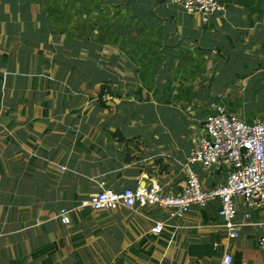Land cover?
<instances>
[{"label": "crops", "instance_id": "1", "mask_svg": "<svg viewBox=\"0 0 264 264\" xmlns=\"http://www.w3.org/2000/svg\"><path fill=\"white\" fill-rule=\"evenodd\" d=\"M218 1L206 24L176 0H0V264H264V209L239 204L238 239L217 204L79 210L101 181L181 192L211 104L264 116V0ZM193 169L205 188L227 177Z\"/></svg>", "mask_w": 264, "mask_h": 264}, {"label": "built area", "instance_id": "2", "mask_svg": "<svg viewBox=\"0 0 264 264\" xmlns=\"http://www.w3.org/2000/svg\"><path fill=\"white\" fill-rule=\"evenodd\" d=\"M176 2L188 15L198 16L206 24L213 15L223 10L218 0ZM104 98L112 99L108 94ZM210 106L212 113L205 120V136L196 141L185 160L182 172L186 182L181 192L167 194L157 181L136 189L116 191L101 181L98 190L81 202L79 210L89 208L98 213L121 208L155 207L164 211L169 220H182L193 207L203 209L217 204V214L227 236L238 239L240 225L236 217L239 204L242 203L247 210L246 219L251 217L250 212L264 209V116L248 123L222 105ZM196 164L205 170L212 165L225 169V182L214 188H205L193 169ZM59 218L64 226L72 222L71 213L66 208L60 209ZM166 225L167 222L157 221L150 233L160 235ZM258 246L264 251V235L259 238ZM222 261L231 264L232 256L226 253Z\"/></svg>", "mask_w": 264, "mask_h": 264}, {"label": "rangeland", "instance_id": "3", "mask_svg": "<svg viewBox=\"0 0 264 264\" xmlns=\"http://www.w3.org/2000/svg\"><path fill=\"white\" fill-rule=\"evenodd\" d=\"M105 101L106 102H109V101H111V100H107V99H105ZM95 103H97V101H95ZM94 103V104H95ZM92 105V104H91ZM90 105V106H91ZM108 105H111L110 103H108ZM94 108V107H93ZM89 109H91V108H89ZM93 110V109H92ZM91 110V111H92ZM91 113V112H90ZM120 113H117V115H119ZM116 115L114 114V111L112 110V109H110L108 112H107V114H106V117H110V118H114ZM137 116V111L136 110H134V111H132L129 115H127L126 117H136ZM198 175V174H197ZM200 179V178H199ZM79 214V211L77 210L76 212H75V215H78ZM92 261H93V259L92 258H90V259H88L87 261H86V263H84L83 262V264H91L92 263ZM119 261H122V264H126V262H128V260H127V254H124L123 256H120V259H119Z\"/></svg>", "mask_w": 264, "mask_h": 264}, {"label": "trees", "instance_id": "4", "mask_svg": "<svg viewBox=\"0 0 264 264\" xmlns=\"http://www.w3.org/2000/svg\"><path fill=\"white\" fill-rule=\"evenodd\" d=\"M107 92H110L108 89H105L104 87L102 88L100 94H99V100L102 101L103 99V96L107 93ZM111 93V92H110ZM122 261H119V263H116V264H121Z\"/></svg>", "mask_w": 264, "mask_h": 264}, {"label": "water", "instance_id": "5", "mask_svg": "<svg viewBox=\"0 0 264 264\" xmlns=\"http://www.w3.org/2000/svg\"><path fill=\"white\" fill-rule=\"evenodd\" d=\"M215 168H216V166L215 165H212L210 169H215Z\"/></svg>", "mask_w": 264, "mask_h": 264}]
</instances>
